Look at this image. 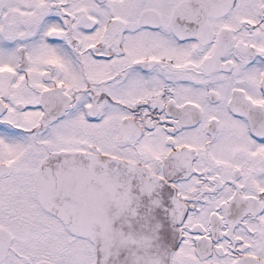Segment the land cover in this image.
<instances>
[{
  "label": "snow or ice",
  "instance_id": "snow-or-ice-1",
  "mask_svg": "<svg viewBox=\"0 0 264 264\" xmlns=\"http://www.w3.org/2000/svg\"><path fill=\"white\" fill-rule=\"evenodd\" d=\"M0 264H264V0H0Z\"/></svg>",
  "mask_w": 264,
  "mask_h": 264
}]
</instances>
